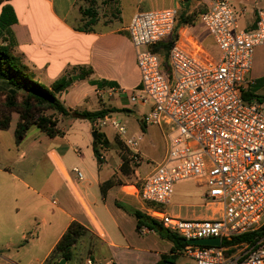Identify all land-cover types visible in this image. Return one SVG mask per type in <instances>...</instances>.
<instances>
[{
	"label": "crops",
	"instance_id": "0c3cea01",
	"mask_svg": "<svg viewBox=\"0 0 264 264\" xmlns=\"http://www.w3.org/2000/svg\"><path fill=\"white\" fill-rule=\"evenodd\" d=\"M123 1L124 7L130 5L125 13ZM201 1L0 0V17L7 8L5 16L10 22L0 32V45L11 44L13 54L33 72L40 85L49 89L63 79L67 87L58 93V99L70 113L108 110L142 117L150 110L151 102L132 105L129 100V95L140 85L136 51L127 31L132 17L143 8L177 9L173 32L177 43L205 59L215 60L220 56L219 50L199 20L209 0ZM228 1L238 16V28L253 30L256 11L264 10V0ZM204 3L205 8L199 11ZM83 4L88 7L84 9ZM111 8L117 10L114 19L107 20L103 15L98 18L97 12L105 14ZM87 10L91 12L90 18L83 15ZM180 15L192 17V21L181 24ZM13 18L15 21L11 22ZM90 19L92 25L83 30L81 24H87ZM81 75L85 77L81 79ZM90 81L114 86L98 87ZM242 88L254 97L249 101L261 100L259 103L264 105V46L254 49L251 70ZM9 90L11 87L0 78V97ZM114 102L118 109L111 107ZM61 117L56 116V128L62 135L53 138L31 126L18 141L14 133L17 124L11 126V122L7 130L0 131V264H44L71 223L81 225L87 235L94 236L98 244L106 247L110 256L97 258L104 263L113 257L111 250L117 247L116 243L125 239L123 229L131 218L130 211L145 215L149 208L135 190L153 167L165 159L166 129L156 127L165 141L158 160H154L152 168L143 176L136 170L139 163L129 162L136 181L127 184L120 177L127 175L120 172L122 152L116 145L109 148L115 150L120 159L118 171L115 174L105 171L104 157L98 164L92 133L88 135L94 130L95 120L65 116L70 124L63 127L58 122ZM135 138L142 141L141 135ZM122 139L125 144L126 138ZM138 155L142 161L139 150ZM73 169L82 173V181L77 179ZM108 182L112 185L102 195L101 186ZM128 187L134 191L128 193ZM209 208L213 216L195 220L217 218V208Z\"/></svg>",
	"mask_w": 264,
	"mask_h": 264
},
{
	"label": "built area",
	"instance_id": "2783aa9c",
	"mask_svg": "<svg viewBox=\"0 0 264 264\" xmlns=\"http://www.w3.org/2000/svg\"><path fill=\"white\" fill-rule=\"evenodd\" d=\"M177 17L174 8L141 11L127 28L140 74L130 103L151 102L141 124L165 128L168 138L165 159L141 180L135 193L149 205L146 217L184 241L178 256L193 264H264V235L222 247L223 240L264 226V105L241 97L254 49L264 46V10L256 11L254 29L244 31L228 0H209L199 20L219 58L205 59L175 41L164 65L150 48L171 37ZM107 125L125 138V126L106 117L95 120L93 129ZM139 141L125 139L131 164L140 162ZM73 172L82 181V173ZM187 179L205 186V205L217 208V218L181 220L159 210L170 203L173 185ZM151 232L144 226L138 230L141 236ZM212 238L220 245L187 244ZM84 264L100 262L87 257Z\"/></svg>",
	"mask_w": 264,
	"mask_h": 264
},
{
	"label": "trees",
	"instance_id": "16d2710c",
	"mask_svg": "<svg viewBox=\"0 0 264 264\" xmlns=\"http://www.w3.org/2000/svg\"><path fill=\"white\" fill-rule=\"evenodd\" d=\"M7 11H9L7 8L2 11V15L0 17V32L4 31V28H6V26L10 23L6 20L5 12ZM83 15L90 18L91 12L88 10L84 11ZM181 17V24H186L192 21V17H185L183 15ZM14 21L15 20L13 18L11 22ZM92 22V19H90L82 29L86 30L87 27L92 25ZM176 37L177 35L174 33L170 38L150 48L153 53L162 58L164 65L166 64L168 51L176 41ZM88 75L89 74L86 76ZM84 77L83 75L80 76L81 79ZM0 78L6 81L11 87V90L2 94L0 97V131L7 130L11 122V115L14 113L17 114L19 116V122L16 125L14 133L18 141L22 140L26 131L31 126H36L41 132L50 138L61 136L62 132L56 128L57 115H61L63 117L70 116L74 119L80 120L94 121L96 119H103L112 112L108 110H100L92 113L85 111H74L70 113L67 111L63 104L59 101L58 94H54V91L58 88L60 89L59 92L63 91L67 87V83L61 79L60 81L55 82L49 89L37 83L34 79L33 72L22 63L19 57L13 54L11 44L0 45ZM90 82L98 85V87L114 86L113 83L105 85V83L98 84V82L95 81ZM241 97L244 101H249L254 98L247 91H242ZM259 102H261V100H259ZM99 139L100 136L98 135L97 140L93 142V149L95 153L98 152V144H100L103 148L108 147L106 139ZM127 156V153H122L120 155L122 161L120 172L125 176L131 172L129 169L130 161ZM96 159L98 164H101V155L99 152L96 155ZM111 185L112 183L108 182L101 186L102 195L105 194L106 188ZM130 213L135 218L137 231L140 227L144 226L150 231L156 233L161 239H165L172 244L169 255L161 256L160 261L155 264H174V261L176 260L175 254H179L186 245L184 241L176 235L163 229L156 221L146 217L140 211L134 210L130 211ZM86 235V229L77 223H71L61 239L55 245L44 264H55L60 259H65L69 262L73 258V250L76 245ZM263 235L264 226L253 233H246L238 237H233L229 241L223 240L222 247L243 242H250L255 238L262 237Z\"/></svg>",
	"mask_w": 264,
	"mask_h": 264
},
{
	"label": "rangeland",
	"instance_id": "374dc122",
	"mask_svg": "<svg viewBox=\"0 0 264 264\" xmlns=\"http://www.w3.org/2000/svg\"><path fill=\"white\" fill-rule=\"evenodd\" d=\"M198 1L202 2L201 0ZM83 5L84 9L88 7L86 4ZM122 6H125V1H123ZM129 6L130 5L124 7L123 13L129 10ZM204 6L205 3L199 8V11H202L205 8ZM142 10L155 11L149 8H143ZM97 13L98 18L103 15L102 17L108 18L107 20H109L116 17L115 15L117 14V10L116 8H111L110 10L106 11L105 14L103 11H99ZM181 16L182 15L179 16L178 21L182 20ZM239 24L240 22L238 21V25ZM82 26H84V23L81 24V27ZM111 104L112 108L118 109V105L115 102ZM109 106L110 105L107 107ZM108 118L125 126L126 139L135 138L139 135L142 136V141L138 143V150L140 152L142 161L140 160L139 164L137 165L139 166V170H136L138 171L139 175H145L150 170V168H152L154 160H158L159 156L162 154V151L165 149V141L163 140L159 129L155 126L144 127L141 124L142 117L134 115L133 113L126 114L122 111H114L110 113ZM18 121L19 116L15 113L12 114L11 126L17 124ZM69 121V118L64 117H61L58 120L59 125L63 127H68L70 124ZM93 132H97V134L100 136L99 140L104 138L108 142L107 148H103L100 146V144H98L97 151L100 153L102 158L104 157L106 159L107 163L103 166V168L106 169L105 171L115 174L118 171L117 165L120 159L116 151L110 150L109 146L116 145L118 150L125 154L127 153V149L122 141L123 139L119 136V134H117V131L109 125L98 130L90 131L88 132V135ZM72 160L76 162L75 158H72ZM74 166L77 167V164L75 163ZM131 172H129L126 177L120 175L121 179L127 184H133L136 181L135 175ZM71 175L74 174L72 173ZM205 192V186L199 185L193 179L176 182L172 187L170 203L166 207H160L159 210H162L169 215L178 217L181 220H195L204 216H213L212 210L205 205ZM138 207L139 206L137 205V208ZM123 232L125 234V239L122 242L116 243L117 247L114 248L113 251L111 250L113 257L111 256L110 259L115 263L155 264L160 261L161 256L169 255L172 244L165 239H161L156 233L153 232L146 236H141L135 228V219L132 215L124 226ZM90 249L93 250L91 251ZM73 253V258L67 264H84V260L87 257L98 260L97 258L103 259L110 256L106 247L104 245L98 244L92 235H86L82 240H80L73 250ZM175 255L176 260L174 261V264H193L192 260L183 256H178L177 254ZM100 264L104 263L100 262Z\"/></svg>",
	"mask_w": 264,
	"mask_h": 264
},
{
	"label": "water",
	"instance_id": "95a60500",
	"mask_svg": "<svg viewBox=\"0 0 264 264\" xmlns=\"http://www.w3.org/2000/svg\"><path fill=\"white\" fill-rule=\"evenodd\" d=\"M72 80H74V78ZM59 91H60L59 88L56 89L54 91V94H58ZM91 137H92L93 141H96L97 140V137H98L97 132H93L91 134ZM97 154L98 153H96V155ZM187 244H190V245H200V246H219L220 245V240L218 238L202 239V240L189 241V242H187ZM55 264H67V260L61 259L60 261H58Z\"/></svg>",
	"mask_w": 264,
	"mask_h": 264
},
{
	"label": "bare ground",
	"instance_id": "6f19581e",
	"mask_svg": "<svg viewBox=\"0 0 264 264\" xmlns=\"http://www.w3.org/2000/svg\"><path fill=\"white\" fill-rule=\"evenodd\" d=\"M126 191L128 192V193H131V192H133L134 191V189L132 188V187H128L127 189H126Z\"/></svg>",
	"mask_w": 264,
	"mask_h": 264
}]
</instances>
